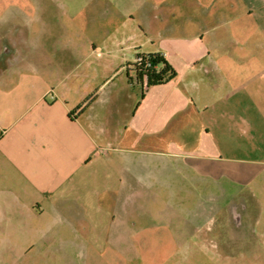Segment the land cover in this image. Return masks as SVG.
Listing matches in <instances>:
<instances>
[{"label":"crops","instance_id":"obj_1","mask_svg":"<svg viewBox=\"0 0 264 264\" xmlns=\"http://www.w3.org/2000/svg\"><path fill=\"white\" fill-rule=\"evenodd\" d=\"M142 53L176 75L136 83ZM263 179L264 0H0L4 242L89 261L188 243L194 212V238L264 264Z\"/></svg>","mask_w":264,"mask_h":264},{"label":"rangeland","instance_id":"obj_2","mask_svg":"<svg viewBox=\"0 0 264 264\" xmlns=\"http://www.w3.org/2000/svg\"><path fill=\"white\" fill-rule=\"evenodd\" d=\"M224 199L226 200L227 197ZM146 203L151 204L147 198H143V204ZM161 203H163L162 200L158 203L152 202L157 205ZM152 213L153 219H149L148 215L144 214L140 222L155 227L164 221L159 218V212ZM197 214L191 212L187 222L183 220L189 231L188 243L170 244L160 239L154 243L120 245L121 249L116 245H108L100 257H89L88 261L78 257L75 260L69 243L42 244L33 238L34 241L28 242L24 240L25 238H20L23 241L14 243L4 242V239L0 238V264H230L229 246L227 248L220 239L219 241L217 238H211L212 241L202 243L194 238L195 223L199 220ZM20 230L22 233H29L35 237L38 235L37 228H21ZM92 247L94 252H97V249L101 250L100 245L95 244ZM121 250L123 253L120 252Z\"/></svg>","mask_w":264,"mask_h":264},{"label":"trees","instance_id":"obj_3","mask_svg":"<svg viewBox=\"0 0 264 264\" xmlns=\"http://www.w3.org/2000/svg\"><path fill=\"white\" fill-rule=\"evenodd\" d=\"M138 61L133 64L136 83L151 86L169 81L176 75L175 69L161 53H142L137 55ZM89 101L87 100L84 105ZM84 105L79 106L82 109Z\"/></svg>","mask_w":264,"mask_h":264},{"label":"built area","instance_id":"obj_4","mask_svg":"<svg viewBox=\"0 0 264 264\" xmlns=\"http://www.w3.org/2000/svg\"><path fill=\"white\" fill-rule=\"evenodd\" d=\"M138 59H139V57L137 56V59H136V61H138ZM136 61H135V62H136ZM134 72H135V71H134ZM144 85H146V84H145V82H144Z\"/></svg>","mask_w":264,"mask_h":264}]
</instances>
